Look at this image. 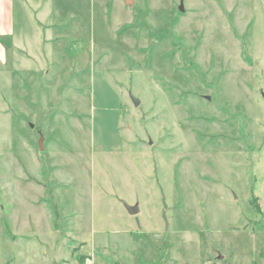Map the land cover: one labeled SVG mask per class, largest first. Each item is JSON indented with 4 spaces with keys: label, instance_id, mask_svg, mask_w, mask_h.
Segmentation results:
<instances>
[{
    "label": "rangeland",
    "instance_id": "obj_1",
    "mask_svg": "<svg viewBox=\"0 0 264 264\" xmlns=\"http://www.w3.org/2000/svg\"><path fill=\"white\" fill-rule=\"evenodd\" d=\"M132 1L16 15L0 264H264V0Z\"/></svg>",
    "mask_w": 264,
    "mask_h": 264
},
{
    "label": "crops",
    "instance_id": "obj_2",
    "mask_svg": "<svg viewBox=\"0 0 264 264\" xmlns=\"http://www.w3.org/2000/svg\"><path fill=\"white\" fill-rule=\"evenodd\" d=\"M80 2L81 0H0L1 59L2 60L4 59L3 55L5 52L2 46L5 44V41L14 40V24L16 20V15L17 17L19 16L20 22L22 23L21 27L24 26L23 24L25 22L34 21V20L38 22L48 21L54 23L58 21L55 18L59 16L61 18H65V20H69L73 22L76 25L77 23L79 24V22H81V16L79 13V7L81 4ZM30 9H32L35 15L34 17L28 18L26 17V13L29 12ZM36 14H38L40 18L37 19ZM68 252L70 253V250ZM73 252L76 253V251ZM78 256L85 257L84 255H78ZM78 256H71L72 258L75 259L76 264H79L77 261ZM62 262L63 264H69V262L67 261H62Z\"/></svg>",
    "mask_w": 264,
    "mask_h": 264
},
{
    "label": "water",
    "instance_id": "obj_3",
    "mask_svg": "<svg viewBox=\"0 0 264 264\" xmlns=\"http://www.w3.org/2000/svg\"><path fill=\"white\" fill-rule=\"evenodd\" d=\"M125 6L127 7H131L133 5V1L132 0H123ZM182 6H180V11H182ZM264 98V96H263ZM131 101L133 103L134 106H138L139 105V101L133 97H131ZM42 142H43V139L42 137L40 138V141H39V147H40V150L42 151ZM125 209L127 211V213L131 216L133 215H136L138 213V206L135 205V206H125Z\"/></svg>",
    "mask_w": 264,
    "mask_h": 264
},
{
    "label": "trees",
    "instance_id": "obj_4",
    "mask_svg": "<svg viewBox=\"0 0 264 264\" xmlns=\"http://www.w3.org/2000/svg\"><path fill=\"white\" fill-rule=\"evenodd\" d=\"M252 206H253V208L255 209V211L257 212V213H259L260 214V208H259V206H258V203H257V201H256V198H254L253 200H252ZM77 261H78V263L79 264H84V262H85V257H83V256H78L77 257Z\"/></svg>",
    "mask_w": 264,
    "mask_h": 264
}]
</instances>
